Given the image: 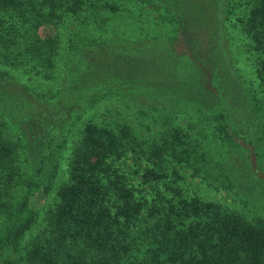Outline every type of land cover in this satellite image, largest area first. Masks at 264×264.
<instances>
[{"label":"trees","instance_id":"obj_1","mask_svg":"<svg viewBox=\"0 0 264 264\" xmlns=\"http://www.w3.org/2000/svg\"><path fill=\"white\" fill-rule=\"evenodd\" d=\"M99 1L100 8H119ZM142 1L171 26L157 43L139 45L151 57L144 69L152 71L151 85L174 96L164 106H195L218 140L240 148V177L252 175L255 186L264 187V0ZM84 3L0 0V264H264V219L254 209L248 219L220 204L186 200L177 192L167 197L159 189L171 188L164 171L165 163L174 162L209 184L242 189L244 206H258L253 182L232 178L239 166L215 159L174 122L172 112L143 141L127 126L86 122L69 155L68 177L54 185L66 150L63 117L72 100L100 86L112 92L106 78L88 73V63L95 62L83 59L82 49L98 45L102 64L119 53L135 54L82 30L83 21L65 20ZM232 18L249 40L254 88L234 68L227 47L226 21ZM47 24L56 30L53 36L38 33ZM94 24L107 26L102 20ZM66 25L62 38L58 27ZM58 60L62 80L51 89L48 79ZM22 75L47 88L28 86ZM126 153L148 161L141 178L152 182L154 197L140 194L112 168L110 159ZM39 193L47 199L41 217L30 206Z\"/></svg>","mask_w":264,"mask_h":264},{"label":"rangeland","instance_id":"obj_2","mask_svg":"<svg viewBox=\"0 0 264 264\" xmlns=\"http://www.w3.org/2000/svg\"><path fill=\"white\" fill-rule=\"evenodd\" d=\"M105 1L107 3L111 2V5L114 3L119 8L113 12L109 9L100 8L101 1L99 0H85L84 8L78 14L79 16L72 15V18L66 17L65 20L68 22L72 21L73 23L83 21V26L80 27L82 30H93L97 35L99 33L101 40L106 41L107 44L109 43L115 48L121 49L120 51L123 49V51H130L135 54L124 55V53H119L110 57L109 64H102L99 61L98 45L93 44V46L82 49L84 53L83 59L87 62H95L88 63L86 67V69H89L88 73L98 74V78H106V84L109 85L108 87L112 89V92L103 93L102 86H100L96 88L97 92H101L100 95H94L96 91L91 89L80 93L79 96L74 97L72 100V110L70 109L69 114L63 117L62 132L67 134L66 150L60 160L54 185L56 186L59 181L68 177L67 162L69 155L78 139L82 126L86 122L114 129L124 125L131 128L143 141L159 131L162 115L166 112H172L174 114V122L189 133L192 138L197 139L204 149L210 151L215 159L226 160L239 166L238 174L232 177L234 182L240 183V180L253 182L252 180L255 177L252 175L248 177L246 174H242L243 176L240 177V165L243 164L240 162L239 147L235 149L229 148L225 143L218 140L214 136L212 123L203 119V113H199L195 106L180 103L173 108H166L164 101L173 96V94L171 95L169 91L159 90L151 85L150 76L152 75V71L144 70L146 67H149V64H152L150 61L151 57L147 55V52L141 51V46L139 45L157 43L160 39L169 35L171 26L166 22L155 19L156 12L150 11L145 4L147 3L146 1ZM98 20L106 22L107 26H104L102 30L99 29L100 27L94 24ZM226 25L227 27L228 25L231 27L229 29L231 34L226 43L232 57L230 58L234 61L233 66L238 69V74L241 73L245 78L251 80L250 86L254 88L257 81L249 40L241 32L236 18L226 21ZM58 28L62 31V38H65L70 29L68 25L64 28H60V26ZM55 32L56 30L49 24L39 27L38 30V33L42 36H53ZM62 48H65V45H62ZM59 59H63V56L60 55ZM62 61H57L56 70L52 78L48 79V85L51 89H57L61 83L63 73ZM98 61L100 64H96L99 63ZM21 79L30 87H34L35 85V87L47 88L46 85L36 79L27 80L28 78L23 75ZM38 84L39 86H36ZM101 85H104V83ZM147 162L143 157H140V154L132 155L131 153H126L119 158L110 159L112 168H116L118 170L116 171L117 173H121L126 177L128 185L132 186L135 190H141L140 194L151 198L155 195L153 187L150 185L152 182L147 181L142 183L141 178L144 177L145 169L150 166ZM170 163H165L168 166L164 173L170 182L167 186L171 188H169L170 190H164L163 185H159V189L167 197L177 192L186 200L197 198L203 203H217L226 208L236 210L248 219L252 218L254 209L253 215L256 214L258 216L260 214L264 219V187L255 186L253 182V188H251H255V197L258 198V208L254 206L245 207L243 202H241L240 193L245 199L247 192L242 191V189L241 191H235L234 189L224 188L217 184H209L201 177L192 175L185 165L174 162ZM27 172L28 168L25 170L26 177ZM173 177L176 178L173 180ZM30 206L36 210L38 209L39 217H41L44 208L47 206V199L40 193L33 195L30 198Z\"/></svg>","mask_w":264,"mask_h":264}]
</instances>
